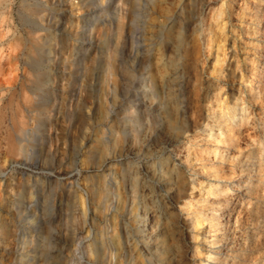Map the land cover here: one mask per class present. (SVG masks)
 Instances as JSON below:
<instances>
[{"label":"bare ground","instance_id":"6f19581e","mask_svg":"<svg viewBox=\"0 0 264 264\" xmlns=\"http://www.w3.org/2000/svg\"><path fill=\"white\" fill-rule=\"evenodd\" d=\"M40 1L48 11L27 22L26 35H21V31L17 33V28L12 29L7 58L15 75L8 85L4 86L0 80V91L8 93L4 106L2 101L5 98L0 95V107L11 110L14 123V118L24 114V106H39L42 114L35 112L39 113V118L47 119L49 115L53 116V109L63 113L70 111L74 104L76 107L83 100V92L90 87L93 112L100 105L108 107L115 104L122 108V117L115 122L109 119V113H100L96 118L103 122L102 127L85 136L83 148L90 162L87 174L90 178L87 183L89 197L87 200L79 198L81 224L72 232L54 234L51 240L40 239L42 224L52 216L47 209L34 203L23 212L18 208L11 211L4 204L0 206V264H186L181 243L182 228L198 229L204 221L210 227H218L221 212L227 206L223 200L228 187L223 181L232 178L238 169L243 170L244 156L252 157V150L246 155L243 151L228 153L237 145L247 126V107H237L238 97L234 95L225 104H213L218 97L215 95L212 99L208 95L214 90L212 83L202 87L205 96L209 97L207 117L210 123L209 120L204 121L208 126L206 138L195 148L183 141L190 127L184 102L191 69L187 37L188 33L198 29L201 10L211 0H175L158 14L149 31H146L145 23L152 0H117V10H103L101 17L95 15L93 9L82 20L79 29H76L78 18L63 20L60 15L63 0H51V5ZM89 1L93 0H77L72 4L86 6ZM98 1L100 7L109 6L110 0ZM259 13V10L253 11L257 19L262 15ZM1 14L3 16V12ZM97 20L100 22L95 24ZM9 23L5 22L6 26ZM67 25L75 29L66 31ZM97 29L99 34H96ZM5 33L0 27V44L6 38ZM107 35L114 42L105 38ZM203 40L208 44L207 33H204ZM127 41L131 46L130 52L133 47L131 54L137 76L131 69L121 66L116 58L119 43ZM154 45L159 48L162 68L157 75L150 69ZM219 48L221 45L217 43L216 51ZM91 51L93 55H90ZM218 56L217 51L215 61ZM101 57L103 65L99 63ZM20 67L23 79H19L22 83L19 85L23 93L20 92L21 100L16 101ZM2 68L3 63L0 62V72ZM221 70L230 80L234 77L231 62ZM250 72L253 81L248 86L247 98L256 103L264 99V90L258 89L264 76L258 67H252ZM66 74H69L64 80L68 92L62 97L54 85L58 76L62 80ZM135 76L134 83H130L129 78ZM25 84H30L27 89L37 96L35 101L32 95L26 94ZM27 126L23 119L18 118L10 136L6 133L9 136V140L6 136L7 145L13 149L17 147L16 137L27 133ZM133 146H137L138 152L145 157L142 165L133 164L132 156L130 158ZM13 149L12 152L16 153ZM178 153H183L182 158L176 160ZM114 159L120 160L119 172L112 166ZM185 168H191L195 174L204 172L213 180L205 184L206 190L195 200L192 186L189 188L183 177ZM69 182L72 184L73 180L70 178ZM176 207L184 211L180 220ZM113 217L115 223H112ZM15 221L19 223L16 229L11 227ZM87 221L90 228L85 229ZM44 245H49L48 251ZM206 257L213 256L207 253Z\"/></svg>","mask_w":264,"mask_h":264},{"label":"rangeland","instance_id":"374dc122","mask_svg":"<svg viewBox=\"0 0 264 264\" xmlns=\"http://www.w3.org/2000/svg\"><path fill=\"white\" fill-rule=\"evenodd\" d=\"M3 1L0 3L1 16L3 12V19L0 16V24L4 23L0 27H3V30L6 31V38L0 44V46L3 45L0 48V62L3 63L0 80L5 86L8 85L9 80L11 81V77L15 75V72L10 70L9 59L7 58L9 45L11 44L10 38L13 35L12 29L17 28V33L21 31L19 33L25 36L29 25L27 22H32L38 14H46L48 8L41 6L40 0ZM174 1H151V11L145 23L146 31L151 29V24L158 14L169 8ZM43 2L51 5V0H43ZM72 2L76 3L77 0H63L60 12H55H59L63 20L78 18L76 29L80 28L82 20L88 16V13H92L93 9L95 10L94 14L99 15V17H101L103 10H117V0H110L108 7H100L98 0L89 1L86 6H75ZM263 3L264 0H211L208 6L203 7L201 10V19L197 20L198 29L190 33L187 32L189 34L187 41L191 69L186 82L184 102L187 107L190 127L183 136L185 145L190 144L191 146H188L195 148L196 145L202 144L206 138V128L208 126L204 125V121L209 120L210 123V118L207 117V100L209 97L205 96L202 87L212 83L214 90L210 91L208 95L212 99L215 95L218 97V101H213V104L217 102L225 104L234 95L238 97L236 100L237 107L242 105L247 107L245 111L248 117L247 126L244 128L243 135L238 138L237 145L232 150H228V153L243 151L246 155L249 150H252V157L248 159L244 156L243 170L238 169L232 178L223 181L228 187L227 198L225 197L223 201L224 205L229 208L226 206L221 212L219 218L221 222L218 227H210L204 221L198 229L186 226L182 228L181 243L186 264H199L200 262L203 264H264V99L252 103L247 98L248 86L253 81L251 68L258 67L262 70L264 76ZM29 8L31 11H27ZM255 10H259V14H262L258 19L253 15ZM5 22L9 24L6 26ZM99 22L97 20L95 24ZM7 27L10 28L9 31L6 30ZM70 29L74 30L75 28L70 25L65 27L66 31ZM38 31L43 32V30ZM204 33L209 36V45L203 40ZM96 34H99L98 29ZM100 36L102 37L101 34ZM105 38L110 39L111 37L107 35ZM110 40L114 42L113 39ZM217 43L221 45V48L217 49L219 56L218 60L215 61ZM136 45L137 42L134 43V47ZM130 49L129 41L119 43L116 58L121 66L136 73L133 64L134 58L131 54L133 47L132 52H130ZM159 54L158 46L154 45L150 56V69L154 75L162 70L158 58ZM90 55H93L92 51ZM228 62L232 63L235 71L231 80L225 71H220V69L225 68ZM99 63L103 65L102 57L99 59ZM22 70V67H20L19 82L17 81L15 89L16 101H20L22 95L20 93L22 92L20 90L23 79ZM60 73L57 72V74ZM68 75L66 74L62 80H59L60 77L58 76V81L54 85L55 91L58 95L62 93V97L68 92L67 83L64 81L68 79ZM135 75L137 76V73ZM136 76L129 78L130 83H134ZM28 87H31L30 84H25V92L26 94L29 93L27 95H32L35 101L37 96L30 89H27ZM89 88L83 92L82 102L77 104L76 107L74 104L70 111L62 113L57 112L56 109H53V111L50 109L49 111L53 112V116L49 115L47 119H41L38 112H41L42 109L39 106L35 105L31 108L24 106L22 108L24 114L21 113L14 118L15 123L11 117V110L3 107L8 101V93L3 94L5 91H0V95L3 94L5 98L2 101L3 106L0 107V114L2 115L0 120V206L4 204L11 211L18 208L23 212L31 203H34L39 208L47 209L52 216L42 224L40 239L44 237V240H51L52 235L66 231L72 232L75 226L81 224L79 198L88 199L87 183L90 179L87 176L90 162L84 152L83 141L87 134L96 132L102 127L103 122L96 118L100 113H109V119L115 122L122 117V108L115 104H109L108 107L100 105L93 112L90 102L92 92ZM258 89L264 90V80L259 82ZM36 110L38 112H35ZM18 118L27 123L28 131L20 137H16V139L18 138L16 140L17 147L13 149L10 145H7L6 139L8 137L9 140ZM6 133H10L9 136ZM22 141L23 144L21 143V145L20 142ZM7 146L11 149L9 150ZM12 149L16 153H13ZM182 154L178 153L175 156L176 160L182 158ZM130 158L135 165H142L145 159L138 152L137 146H133ZM112 166L114 171H118L120 160H112ZM182 173L184 179L188 182L189 188L192 186L191 190L195 195L194 200L206 190L205 184L213 181L212 177L204 172L193 173L191 168L183 169ZM193 177H196V179L192 180ZM70 178L73 180L72 184L69 182ZM77 208H79L78 211ZM175 210L180 220L184 216V211H180L179 207H176ZM112 223H115V217L112 218ZM84 226L85 229H88L90 223L87 221ZM11 227L14 229L19 227L18 221L12 223ZM91 228L94 229V226ZM44 247L48 251L49 245H44ZM207 253H210L213 257L207 258Z\"/></svg>","mask_w":264,"mask_h":264}]
</instances>
